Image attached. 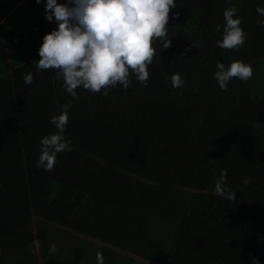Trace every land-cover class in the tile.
Masks as SVG:
<instances>
[{
  "label": "trees",
  "instance_id": "trees-1",
  "mask_svg": "<svg viewBox=\"0 0 264 264\" xmlns=\"http://www.w3.org/2000/svg\"><path fill=\"white\" fill-rule=\"evenodd\" d=\"M174 2L171 46L153 41L147 87L132 75L127 89L80 87L76 100L57 70L33 63L56 29L45 0H0V264H97V252L104 264H264V0ZM232 6L246 33L239 50L216 44ZM234 60L253 75L223 91L216 62ZM70 100L71 150L38 169L50 118ZM224 169L235 200L215 193Z\"/></svg>",
  "mask_w": 264,
  "mask_h": 264
},
{
  "label": "clouds",
  "instance_id": "clouds-1",
  "mask_svg": "<svg viewBox=\"0 0 264 264\" xmlns=\"http://www.w3.org/2000/svg\"><path fill=\"white\" fill-rule=\"evenodd\" d=\"M41 0H36L40 3ZM174 0H45L44 16L49 22L55 19L57 28L46 33L38 49L40 59L33 61L36 70H57L55 78L63 80V87L73 99L78 100L76 89L82 87L92 93L108 95L109 87L118 83L125 89L129 87L130 77L134 75L139 83L147 87L150 77L148 66L152 63L156 50L153 41L159 39L163 48L171 46L166 26L169 12L174 9ZM256 12L264 16V8L257 6ZM174 16L178 18L179 13ZM224 25L222 39L216 41L221 49L239 50L246 40L241 27L242 18L235 6L223 11ZM264 26V20L258 22ZM221 27L217 25L216 31ZM196 48L198 44H193ZM188 49H186L187 51ZM131 70V71H130ZM253 75L250 63L234 60L227 67L216 62L213 77L219 88L227 90L232 78L247 81ZM34 76L31 72L24 76V83L31 85ZM173 88L185 84L180 73L170 77ZM71 100L60 105L61 112L50 118L56 131L45 135L40 141V154L36 162L38 169L52 171L61 152L71 150V140L64 133L68 124V112ZM227 170H221L215 181V193L229 200H235V194L226 183ZM251 183L249 178L244 185ZM51 251H57L52 245ZM97 264H104L101 253L96 254ZM252 264H260L252 257Z\"/></svg>",
  "mask_w": 264,
  "mask_h": 264
},
{
  "label": "rangeland",
  "instance_id": "rangeland-1",
  "mask_svg": "<svg viewBox=\"0 0 264 264\" xmlns=\"http://www.w3.org/2000/svg\"><path fill=\"white\" fill-rule=\"evenodd\" d=\"M65 0H58V3H64ZM56 26L57 28V23L55 21V19L53 18V21L51 22ZM0 49L2 50V52H6V37H5V32L4 29L1 28L0 26Z\"/></svg>",
  "mask_w": 264,
  "mask_h": 264
}]
</instances>
